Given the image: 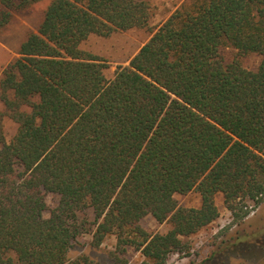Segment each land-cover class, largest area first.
Masks as SVG:
<instances>
[{
	"label": "trees",
	"instance_id": "obj_1",
	"mask_svg": "<svg viewBox=\"0 0 264 264\" xmlns=\"http://www.w3.org/2000/svg\"><path fill=\"white\" fill-rule=\"evenodd\" d=\"M39 1L0 0V33ZM152 14L147 0H49L3 70L0 264H110L70 256L85 234L117 237L114 264L130 247L168 264L219 217L218 194L236 218L264 202V0H185L155 27ZM133 28L152 36L108 78L81 43ZM191 191L200 206L175 197ZM149 214L171 227L147 231Z\"/></svg>",
	"mask_w": 264,
	"mask_h": 264
},
{
	"label": "rangeland",
	"instance_id": "obj_2",
	"mask_svg": "<svg viewBox=\"0 0 264 264\" xmlns=\"http://www.w3.org/2000/svg\"><path fill=\"white\" fill-rule=\"evenodd\" d=\"M153 7L150 25L155 27L165 21L185 0H147ZM49 0L34 3L24 11L15 12L12 22L0 33V77L3 70L19 56L21 43L31 32L38 30L43 20L45 8ZM152 32L148 28H133L116 30L109 36L91 34L81 43V48L98 55L107 63L105 74L108 78L114 76L119 65H128L140 48L149 40ZM226 56L232 57L234 50L226 48ZM261 57L251 53L243 58L248 67H256ZM4 104L0 100V110ZM4 128L7 140H10L18 129V124L11 118L5 117ZM181 205H201V196L197 191L188 194L175 195ZM49 209L54 207L58 197L52 193L46 194ZM220 215L208 226L197 233L185 237L191 248L189 252L173 253L168 264H264V202L256 207L250 203V212L244 218H236L226 206L224 196H216ZM44 215L48 216L50 210ZM243 213V212H241ZM142 226L149 232H166L171 227L169 222H158L152 215L145 216ZM117 250V237L109 235L100 246L92 244V235L79 237L70 256L77 257L82 253L89 254L100 262L114 264V253ZM126 264H143L145 257L140 250L128 248L123 255ZM118 261L117 264H120Z\"/></svg>",
	"mask_w": 264,
	"mask_h": 264
}]
</instances>
